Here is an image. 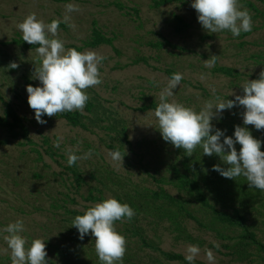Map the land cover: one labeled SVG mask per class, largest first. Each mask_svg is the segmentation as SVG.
Returning a JSON list of instances; mask_svg holds the SVG:
<instances>
[{"label":"rangeland","instance_id":"rangeland-1","mask_svg":"<svg viewBox=\"0 0 264 264\" xmlns=\"http://www.w3.org/2000/svg\"><path fill=\"white\" fill-rule=\"evenodd\" d=\"M191 3L172 0L155 7L154 0H0V115L6 114V102L10 103L24 118L34 141L22 144V137L11 138L0 125V264H11L4 229L17 220L23 221L25 231L21 235L28 241L26 247L33 239L45 241L48 264H64V259L72 264H102L95 252V237L89 233L80 240L78 230L72 226L75 216L103 201L88 199L91 191L104 199L125 202L136 213L130 221L125 218L115 222L117 232L127 241L123 264H186L167 260L159 250L144 245L135 235L136 229L167 251L185 255L189 244L198 245L196 260L204 264H209V249L215 255V264H264V251L246 243L242 227L218 221L189 191L175 185L172 166L176 163L186 172L182 163L186 160L191 167L188 172L199 175L211 202L231 214L239 208L249 229L263 242L264 194L249 188L243 176L227 179L214 171L216 164L227 167L219 156L203 155L200 147L192 156H186L185 150L162 138L155 109H137L151 102L159 104L160 92L172 76L167 69L183 75L168 101L197 112L214 96L234 100L235 95H243L241 86L257 79L264 70V0H239L250 12L253 27L238 37L230 31L204 30ZM68 4L78 6L80 11L70 13L66 27L58 30L65 48L82 53L91 50L106 57L98 66L102 83L87 89V102L93 104L82 112L88 128L73 126L59 114L45 115L42 119L47 122L39 124L28 105L26 91L28 80L35 87L42 86L32 78L39 64L37 53L21 45L2 43L22 34L17 25L31 13L45 23L53 19L63 22ZM178 16L186 23L181 30ZM94 22L105 35L114 38L118 51L109 44L77 48L91 37ZM165 38L175 46H152L151 42ZM211 56H216L215 64L206 67L204 61ZM139 57H146L148 62H132ZM11 63L18 67L10 68ZM218 66L232 67L236 72L230 76L214 71ZM243 111L242 107L224 110L221 118L213 119L214 128L234 138L235 126H244ZM248 129L262 141L264 151V130L251 125ZM46 137L54 155L45 151L49 146ZM56 142L59 148L54 147ZM110 144L122 149L120 166L111 160L109 153L117 150ZM235 147L239 151L241 146L237 143ZM89 150V158L77 161L83 177L78 183L67 168L68 153L84 157ZM161 188L183 199L205 226L176 206L154 198L153 193ZM214 242L219 244L218 249Z\"/></svg>","mask_w":264,"mask_h":264},{"label":"clouds","instance_id":"clouds-1","mask_svg":"<svg viewBox=\"0 0 264 264\" xmlns=\"http://www.w3.org/2000/svg\"><path fill=\"white\" fill-rule=\"evenodd\" d=\"M191 7L198 14V22L202 28L209 33L230 31L233 37H238L242 32L252 30L251 14L239 0H192ZM79 11L80 8L76 5H66L63 22L68 23L71 19L70 13ZM61 22L54 19L51 23H45L37 19L35 13H31L17 25L23 42L38 45L35 51L39 64L35 65L32 78L39 80L42 86L34 87L29 84L26 91L28 105L34 110L39 124L47 122L42 119L45 115L53 117L65 112H83L89 100L87 89L102 83L98 66L106 57L91 50L82 53L75 48L66 49L64 41L58 38ZM69 27L75 28V25L69 24ZM215 58L216 56H211L204 61L205 66H213ZM9 67L15 69L18 65L11 63ZM182 79L181 73H174L168 79L154 111L158 130L164 141L185 150L189 157L197 147L202 148L203 155L219 156L227 167L216 164L213 165L214 171L227 179L235 180L243 176L249 188L264 194L262 141L254 138L248 129L251 125L258 131L264 130V70L257 79L248 80L241 86L243 95H235L234 100L214 96L198 112L175 101H168ZM233 107L244 109L241 113L244 126H235L234 138L214 128L212 123L213 119L222 117L224 110H231ZM237 143L241 146L239 151L235 147ZM59 146V142L54 143V147ZM91 154L89 150L84 157H78L69 152L67 164L73 166L79 159H87ZM109 155L116 166L123 163L124 155L119 150L110 152ZM135 214L127 203L110 197L89 207L82 215L75 216L72 226L78 230L80 240L89 233L95 237V252L102 264H123L127 241L117 232L115 222L125 218L130 221ZM4 231L8 233L4 240L10 250L11 264H48L44 240L33 239L30 246L26 247L28 241L21 235L25 231L22 220L8 224ZM214 244L218 249L219 244ZM199 254L200 247L189 244L185 260L188 264H193ZM206 258L209 264H215L212 250H206Z\"/></svg>","mask_w":264,"mask_h":264},{"label":"trees","instance_id":"trees-1","mask_svg":"<svg viewBox=\"0 0 264 264\" xmlns=\"http://www.w3.org/2000/svg\"><path fill=\"white\" fill-rule=\"evenodd\" d=\"M172 0H154V6L159 7L165 3H168ZM122 7L121 5H119ZM179 25L178 29L181 30L186 26L185 21L181 16L177 17ZM54 20V19H53ZM52 22V20H51ZM96 22H94L93 30L91 37L84 41V44L81 46H77L79 50L85 48V47H96L101 44H109L112 45L117 51L118 49L114 46V38L109 37L105 35L99 27H97ZM66 25L64 22H61L59 25V28H65ZM3 44H9L13 43L16 45H21L24 48L27 49H36L38 45H29L27 42H23L22 40V34H16L13 36L10 40L2 41ZM152 46L155 47H162V46H175L170 40L164 39L162 41H156V42H151ZM141 61H144L147 63V58L146 57H139L134 59L132 62L133 63H139ZM214 71L224 73L226 75H234L235 74V69L232 67L228 66H218L214 68ZM167 72L171 75H173V71L170 69H167ZM29 84L34 86V84L29 81ZM35 87V86H34ZM7 108H6V114L5 115H0V125L5 127L8 134L11 136V138H19L22 137L24 141H22V144H33L34 141L29 135V128L28 126L24 123V118L18 114V112L14 109V107L6 102ZM92 102H87L86 107L87 109H91L92 107ZM158 105L155 102H151L150 104H144L140 107H138V110L141 111H146L149 109H155ZM61 117L65 118L71 125L73 126H80L83 128H88V125L84 122L83 118L84 115L80 111H73V112H65V113H60L59 114ZM45 143L48 144L49 146L45 149L46 152L50 153L51 155H54V151L52 150V146L50 145V140L48 137L45 138ZM111 148L122 151L121 148L116 147L113 144L109 145ZM36 149V148H34ZM36 152L38 153L39 156H42L41 151L39 149H36ZM187 156V155H186ZM183 167L187 170L186 172H182V169L176 165V163L172 166V173H174L176 177V182L175 185H177L179 188H184L185 190L189 191L190 195L193 196L203 207L207 208L208 210L211 211L213 214L214 218L217 219L220 222L230 224L232 226H239L242 227L243 233L241 234L242 238L246 240L247 244H255L257 246L258 250L264 251V242L261 241L258 238V235L256 232L252 231L249 229L247 226V218L246 216L241 212L239 208L234 209V214H231L230 212L218 208L214 203L211 202L209 199L205 189L202 186L201 179L198 174L194 172H188L191 170V167L189 163L184 160L183 162ZM69 170H71L74 173V176L76 178V181L80 183L83 180V177L79 173L77 169V162L73 166H68L67 167ZM154 198L156 199H162L166 203H169L173 206H176L181 212H183L186 216L196 220L198 224L201 226H205L204 222L201 221L197 216L193 215L191 211L188 209L186 202L179 198L175 197L174 195L170 194L168 191H166L164 188H161L160 191H155L153 193ZM88 199L92 200H105L103 196L95 195L93 191L90 192V195L88 196ZM125 203V202H122ZM135 235H139L141 238V241L144 245L154 249V250H159L163 256L167 260H178L182 261L186 264L188 262L185 260V255H183L180 252H172V251H167L164 250L162 247H160L155 241H150L148 240L145 236L142 235L138 229L135 231ZM192 238V237H190ZM98 257V256H97ZM49 257L47 256V259ZM98 261L99 258H98ZM101 262V261H100ZM64 264H72L69 261H66L64 259ZM193 264H204L202 261L199 260H194Z\"/></svg>","mask_w":264,"mask_h":264}]
</instances>
